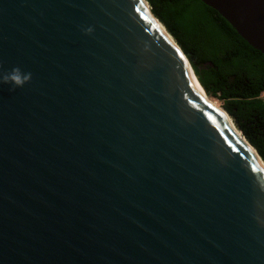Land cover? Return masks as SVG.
Here are the masks:
<instances>
[{
	"label": "water",
	"instance_id": "1",
	"mask_svg": "<svg viewBox=\"0 0 264 264\" xmlns=\"http://www.w3.org/2000/svg\"><path fill=\"white\" fill-rule=\"evenodd\" d=\"M199 1L264 55V0ZM14 68L0 264H264V162L146 0H0Z\"/></svg>",
	"mask_w": 264,
	"mask_h": 264
},
{
	"label": "trees",
	"instance_id": "2",
	"mask_svg": "<svg viewBox=\"0 0 264 264\" xmlns=\"http://www.w3.org/2000/svg\"><path fill=\"white\" fill-rule=\"evenodd\" d=\"M146 1L208 99L219 103L264 162V55L199 0Z\"/></svg>",
	"mask_w": 264,
	"mask_h": 264
},
{
	"label": "clouds",
	"instance_id": "3",
	"mask_svg": "<svg viewBox=\"0 0 264 264\" xmlns=\"http://www.w3.org/2000/svg\"><path fill=\"white\" fill-rule=\"evenodd\" d=\"M31 78V74H22L19 68L12 69L11 73L3 75L0 82L11 83L14 87H22Z\"/></svg>",
	"mask_w": 264,
	"mask_h": 264
},
{
	"label": "bare ground",
	"instance_id": "4",
	"mask_svg": "<svg viewBox=\"0 0 264 264\" xmlns=\"http://www.w3.org/2000/svg\"><path fill=\"white\" fill-rule=\"evenodd\" d=\"M169 37V36H168ZM170 40H171V38H170ZM172 42H173V40H172ZM199 87V86H198ZM200 89V88H199ZM200 91H201V94L203 95V97H204V99L211 105V106H213L214 108H216L220 113H222L226 118H227V115L225 114V112H223V109H221L217 104H214L211 100H209L208 99V97H207V95L206 94H204L203 93V91L200 89ZM228 120L230 119L229 117L227 118ZM234 132H235V130H234ZM235 135H236V137H237V139L239 140V141H241L246 147H247V149H249L252 153H254V150L251 148V147H249V145L246 143V141L244 140V138L242 137V135L236 130V132H235ZM255 154V153H254Z\"/></svg>",
	"mask_w": 264,
	"mask_h": 264
},
{
	"label": "rangeland",
	"instance_id": "5",
	"mask_svg": "<svg viewBox=\"0 0 264 264\" xmlns=\"http://www.w3.org/2000/svg\"><path fill=\"white\" fill-rule=\"evenodd\" d=\"M213 101H215V102H213ZM213 101H212V102H213L214 104H216L217 101H216V100H213ZM217 103H218V102H217ZM218 104H219V103H218Z\"/></svg>",
	"mask_w": 264,
	"mask_h": 264
}]
</instances>
